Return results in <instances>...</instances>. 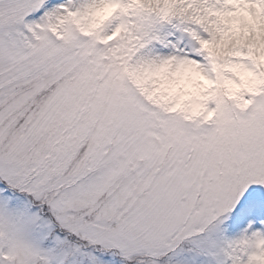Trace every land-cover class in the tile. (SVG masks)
Instances as JSON below:
<instances>
[{"label":"snow or ice","instance_id":"obj_1","mask_svg":"<svg viewBox=\"0 0 264 264\" xmlns=\"http://www.w3.org/2000/svg\"><path fill=\"white\" fill-rule=\"evenodd\" d=\"M0 264H264V0H0Z\"/></svg>","mask_w":264,"mask_h":264}]
</instances>
